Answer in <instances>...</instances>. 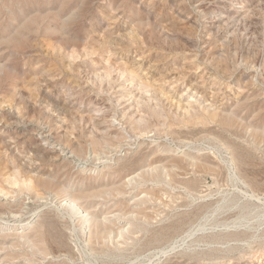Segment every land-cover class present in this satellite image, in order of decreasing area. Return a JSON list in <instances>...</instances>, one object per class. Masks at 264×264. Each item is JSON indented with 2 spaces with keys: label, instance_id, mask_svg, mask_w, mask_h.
Returning <instances> with one entry per match:
<instances>
[{
  "label": "rangeland",
  "instance_id": "374dc122",
  "mask_svg": "<svg viewBox=\"0 0 264 264\" xmlns=\"http://www.w3.org/2000/svg\"><path fill=\"white\" fill-rule=\"evenodd\" d=\"M263 261L264 0H0V264Z\"/></svg>",
  "mask_w": 264,
  "mask_h": 264
},
{
  "label": "bare ground",
  "instance_id": "6f19581e",
  "mask_svg": "<svg viewBox=\"0 0 264 264\" xmlns=\"http://www.w3.org/2000/svg\"><path fill=\"white\" fill-rule=\"evenodd\" d=\"M226 11L230 10L231 8L230 7H227L225 8ZM225 16V14H220L219 15V18H217V21H220V19H222V17ZM228 17H232V16H229L227 15L225 18H228ZM62 154L64 155V153L62 152ZM106 157V156H105ZM107 160V159H106ZM105 161V160H104ZM134 178V175L132 177H130V179H133ZM70 206L72 207V209H76V210H82L80 205L78 204V202L76 201V199L74 198H71L70 199ZM83 211V210H82ZM264 262V261H263ZM258 264V263H257ZM261 264H264V263H261Z\"/></svg>",
  "mask_w": 264,
  "mask_h": 264
}]
</instances>
